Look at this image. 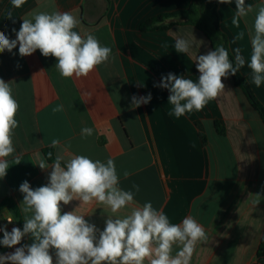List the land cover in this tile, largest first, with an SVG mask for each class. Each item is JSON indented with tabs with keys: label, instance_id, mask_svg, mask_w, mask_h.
Listing matches in <instances>:
<instances>
[{
	"label": "crops",
	"instance_id": "crops-1",
	"mask_svg": "<svg viewBox=\"0 0 264 264\" xmlns=\"http://www.w3.org/2000/svg\"><path fill=\"white\" fill-rule=\"evenodd\" d=\"M216 1L217 0H209ZM262 0H246L259 5ZM193 0H27L14 8L11 0H0V31L15 39L22 19L34 11L71 12L81 22L77 31L96 36L112 49L113 56L88 77L63 79L55 68V57L37 50L21 57L17 45L0 53V79L10 82L20 108L19 126L14 132L16 152L7 159L10 167L0 179V212L16 214L23 228L19 186L48 183L51 168L42 170L41 159L51 166L45 150L53 155H87L106 162L114 160L120 187L135 193L138 205L151 202L172 223L191 215L206 230L208 242L198 244L191 264H262L259 251L264 238V122L238 88L232 76L222 78L225 91L209 101L202 111L180 118L170 116L169 92L158 85L162 76L173 73L194 81L199 73L196 57L214 50L210 39L199 29L176 25L167 30H142V24L163 13L188 9ZM218 3V2H217ZM221 29L229 39L235 58L239 48L246 63L239 69L264 106V83L252 82L248 67L255 12L231 23L235 0L218 3ZM12 17H8V13ZM243 32L240 39L237 35ZM177 37L193 39L190 53H177ZM195 37V38H194ZM151 93L146 105L133 108L131 98ZM58 105L63 111L53 112ZM90 127L93 135L82 137ZM59 139L58 147H50ZM20 163H14V157ZM63 164V162H62ZM130 173L124 178L123 173ZM139 186V191L133 188ZM255 194L260 202L252 205ZM11 204L15 211L7 205ZM80 202L62 205L72 211ZM131 207V206H130ZM130 207L120 215L127 214ZM100 230L109 210L101 205L77 209ZM26 236L21 245L31 244ZM14 247V248H15ZM54 256V253H53Z\"/></svg>",
	"mask_w": 264,
	"mask_h": 264
},
{
	"label": "clouds",
	"instance_id": "clouds-1",
	"mask_svg": "<svg viewBox=\"0 0 264 264\" xmlns=\"http://www.w3.org/2000/svg\"><path fill=\"white\" fill-rule=\"evenodd\" d=\"M27 0H11L14 8L22 7ZM230 4L233 0H217ZM235 15L231 23L239 27L241 18L255 12L251 34V55L248 67L252 82L260 87L264 83V0L259 5L235 0ZM12 17V13H8ZM80 20L71 12L34 11L31 18L22 19L10 39L0 31V53L12 52L19 46L21 57L30 56L37 50L44 57H55V68L63 79L88 77L98 66L113 56L112 49L102 45L95 35L77 31ZM240 32L236 39L242 38ZM195 38V37H194ZM193 39L177 37L174 47L177 53H190ZM235 64L228 50L219 44L214 50L196 57L198 79L168 73L158 85L170 93V116L180 118L193 111H202L209 101L217 99L224 91L222 78L236 75L246 61L239 48L235 50ZM151 93L131 98L133 108L148 104ZM20 105L13 95L10 82L0 79V179L7 175L10 162L7 159L16 152L14 132L19 126L16 116ZM63 111L58 105L53 112ZM82 137L93 135V129H81ZM59 139H53L50 147H58ZM48 158L52 153H48ZM20 157H14L19 164ZM63 162V164H62ZM38 165L42 170L51 168L48 183L33 189L28 181L19 186L23 200L19 205L23 214V228L8 231L0 227L3 238L0 245L13 248L21 245L29 236L31 244L15 247V251L0 254V264H191L198 244L208 242L205 228L191 215L181 223H172L151 202L138 205L135 193L120 187V176L113 159L106 162L87 155H72L67 160L57 155L49 166L44 159ZM130 173L125 171L124 178ZM136 192L138 185H133ZM252 205L260 202L255 194ZM73 200L80 202L72 211L63 212L62 205ZM101 205L109 210L105 226L100 230L89 223L77 209L83 205ZM131 206V207H130ZM130 207L127 214L120 215ZM12 223V218H7ZM54 253V256H53Z\"/></svg>",
	"mask_w": 264,
	"mask_h": 264
},
{
	"label": "trees",
	"instance_id": "trees-1",
	"mask_svg": "<svg viewBox=\"0 0 264 264\" xmlns=\"http://www.w3.org/2000/svg\"><path fill=\"white\" fill-rule=\"evenodd\" d=\"M176 25H189L196 27L202 31L211 41L214 49L217 45L223 44L228 50L230 58L235 64V58L232 55L229 39L221 29V19L218 11V3L209 0H193L192 5L188 9L178 10L171 13H163L155 16L142 24V30H167ZM235 85L245 94L251 106L258 111L264 122V106L254 94L250 84L240 71L236 75H231ZM48 157V153H52L51 161L55 160L53 150L44 151ZM11 210L15 211L11 204L7 205ZM14 217L17 218L16 214ZM260 263L264 264V238L259 251Z\"/></svg>",
	"mask_w": 264,
	"mask_h": 264
},
{
	"label": "built area",
	"instance_id": "built-area-1",
	"mask_svg": "<svg viewBox=\"0 0 264 264\" xmlns=\"http://www.w3.org/2000/svg\"><path fill=\"white\" fill-rule=\"evenodd\" d=\"M7 218H12L13 219L12 223H8ZM5 226L8 231H11L13 227H19V223L13 215H2L0 212V227H5ZM2 238H3V232L0 231V239ZM13 251H15L14 247L7 248L4 247L3 245H0V254H7Z\"/></svg>",
	"mask_w": 264,
	"mask_h": 264
}]
</instances>
